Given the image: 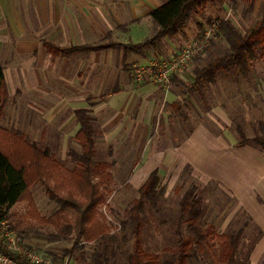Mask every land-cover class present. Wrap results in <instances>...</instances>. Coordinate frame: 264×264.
I'll use <instances>...</instances> for the list:
<instances>
[{"label":"crops","instance_id":"1","mask_svg":"<svg viewBox=\"0 0 264 264\" xmlns=\"http://www.w3.org/2000/svg\"><path fill=\"white\" fill-rule=\"evenodd\" d=\"M164 1L0 0V66L7 92L0 126L39 147L41 142L51 144L40 148L67 168L60 160L70 158L68 145L74 142L81 150L75 137L80 128L76 111L87 109L95 146L131 143L134 149L141 144L142 151L159 127L154 119L168 123L164 105L179 101L173 85L186 80L184 74H173L165 89L149 83L147 76L139 83L133 79L132 69L143 65L148 54L156 55L154 49L164 39L137 47L151 34L141 40L134 32L141 15ZM68 49L74 50L62 52ZM221 130L215 135L199 125L173 148L143 159L136 148L135 158L142 163L129 181L143 180L139 188L154 170L159 177L178 176L190 166L194 178L226 193L236 203L235 210L245 215L237 230L244 240L258 234L246 252L249 263L258 264L264 259V152L237 145L234 134ZM235 214L225 215L221 209L214 218L226 228Z\"/></svg>","mask_w":264,"mask_h":264},{"label":"rangeland","instance_id":"2","mask_svg":"<svg viewBox=\"0 0 264 264\" xmlns=\"http://www.w3.org/2000/svg\"><path fill=\"white\" fill-rule=\"evenodd\" d=\"M263 3L264 0H255L254 7L250 11L249 0H225L222 6L208 5L200 12L194 11L177 35L160 40L161 47L154 49L156 55L152 53L147 55L144 64L148 63V65L136 66L149 67L153 62L176 55L185 42L199 38L204 32L210 34L209 44L190 60L184 73L186 80L173 85V92L177 94L176 100L179 101L171 107L164 105L163 110H166V115L169 116L168 123L164 124L159 118L154 119L155 126L159 125V127L151 139L144 143L142 151H140L141 144L133 146L134 149L131 143L96 144L93 159L95 165H100L101 171L112 175V180L106 186L100 187L105 201L98 204L96 209L104 216L110 233L115 234L114 241L81 240L77 246H73V240L69 237L55 240L52 238L55 230L40 225L28 217L27 203L21 201L10 209L8 219L0 223V242L15 252L33 251L47 264H94V254L100 250L106 253L108 264H128L127 259L132 253L133 245L132 225L122 230L121 222L130 221L131 208L138 197V186L143 181L133 180V183L129 181L132 171L137 170L142 163V160L135 158L136 148L140 151V159L158 155L159 152L179 144L190 130L199 125L215 135L220 134L222 128L226 129L225 135L234 134L236 138H238L237 126L242 128L246 137L264 133V52H257L253 59H249V71L245 76L240 74L236 67L231 66L227 70L217 71L213 83L201 81L193 84L194 69L201 68L209 60L222 55L227 46L225 40L216 32L219 21L228 19L243 33L260 18ZM155 26L148 15H141L139 28L134 32V37L142 40L154 32ZM123 31L125 35L126 32ZM132 75L137 83L147 76V81L155 85L149 78L151 72L148 69L139 78L133 73ZM194 109L198 110L197 113ZM168 138L171 139V143L165 142ZM39 145L41 148L44 145L51 146L42 142ZM68 147L71 152L80 153L76 143H70ZM60 161L69 169L75 167L72 158ZM159 178L161 183L166 185L164 197L156 206L146 204L140 214L141 245L144 252L152 256V259L145 264H165L170 260L178 251L175 233L177 228L184 237L191 238L189 243L191 249L186 264H224L219 255L222 243L217 236L222 232L229 234L241 227L238 221H242L245 215L235 210L236 203L231 202L226 193L203 186L192 176L190 166H186L178 176L167 174ZM192 188L195 196L202 199L200 217L202 224L197 227L201 233H205L210 231L207 230L209 225L213 226L210 235L198 244L195 243L196 232L190 231L187 226L189 215L183 217L179 215L178 200L183 191ZM30 194L40 215L47 216L60 207L56 200L50 199L46 186L42 183L34 184L30 188ZM221 209L225 210V215L233 211L236 213L232 223L226 228L221 220L216 222L214 218ZM253 239H241L235 264H250L246 252L250 242L259 239L258 234ZM0 264L3 262L0 261ZM258 264H264V259Z\"/></svg>","mask_w":264,"mask_h":264},{"label":"trees","instance_id":"3","mask_svg":"<svg viewBox=\"0 0 264 264\" xmlns=\"http://www.w3.org/2000/svg\"><path fill=\"white\" fill-rule=\"evenodd\" d=\"M225 0H165L162 5L152 9L148 15L155 23L154 32L137 47H149L165 37L175 36L189 19L194 11H202L208 5L222 6ZM255 0H249L248 10H252ZM216 32L227 46L223 54L209 60L203 67L194 69L193 84L201 81L213 83L216 72L236 67L237 71L246 75L249 71V59H253L257 52H264V3L260 18L241 33L228 19H222L217 25ZM77 49V48H75ZM94 50L97 47H84ZM74 49L62 50L69 53ZM7 97L3 67L0 66V114ZM76 120L80 128L76 139L80 145V153L70 151V158L75 167L67 169L50 157L48 150L41 149L36 143L28 142L25 138L0 126V223L8 219L10 209L18 202L26 201L27 216L36 223L53 228L52 238L59 240L67 238L73 240L77 246L81 240L86 242H101L115 240V234L110 233L104 216L96 206L105 201L100 187L106 186L111 180L110 173L101 171L100 165H95L93 159L96 153L94 127L87 109L76 111ZM237 145H253L264 152V133L253 137H246L242 128L237 126ZM41 182L46 186L50 199L56 200L60 207L45 216L37 211L30 188ZM165 186L157 171H152L138 188V197L134 200L130 212V221L121 222V229L132 225L133 245L132 253L128 256V264H145L152 256L145 253L140 239V214L145 205L156 206L165 194ZM179 215L188 214L187 226L190 231L196 232V241L199 243L210 235L213 226L209 225L205 233H201L199 224H202V199L196 197L194 189L183 191L179 200ZM177 235L178 251L165 264H186L189 255L190 237H184L179 228ZM217 239L222 243L221 256L224 264H235L238 248L242 239V230L229 234L221 233ZM1 240V239H0ZM0 252L17 264H44L31 263L25 258L9 251L0 242ZM94 264H108V257L104 251L94 254Z\"/></svg>","mask_w":264,"mask_h":264},{"label":"built area","instance_id":"4","mask_svg":"<svg viewBox=\"0 0 264 264\" xmlns=\"http://www.w3.org/2000/svg\"><path fill=\"white\" fill-rule=\"evenodd\" d=\"M210 34L209 32H204L199 38L191 39L184 43L181 50L169 58H163L157 62H153L149 67H135L132 73L137 77H141L146 73L148 69L151 72V79L153 83L160 87L167 89L170 84V77L173 74H184L190 60L197 54H199L205 47L209 44ZM4 244V243H3ZM4 246L11 252L17 254L20 258H25L31 263L43 262V260L38 257L33 251H19L15 252L9 246ZM0 261L3 264H17L8 256L0 252ZM47 264L46 262H43Z\"/></svg>","mask_w":264,"mask_h":264}]
</instances>
